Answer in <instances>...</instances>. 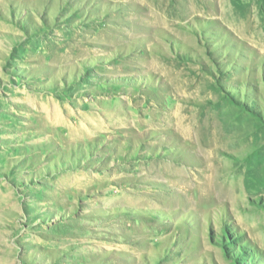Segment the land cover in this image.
<instances>
[{"label":"rangeland","instance_id":"rangeland-1","mask_svg":"<svg viewBox=\"0 0 264 264\" xmlns=\"http://www.w3.org/2000/svg\"><path fill=\"white\" fill-rule=\"evenodd\" d=\"M261 170L264 0H0V264H264Z\"/></svg>","mask_w":264,"mask_h":264},{"label":"bare ground","instance_id":"bare-ground-1","mask_svg":"<svg viewBox=\"0 0 264 264\" xmlns=\"http://www.w3.org/2000/svg\"><path fill=\"white\" fill-rule=\"evenodd\" d=\"M229 2H230V5H231L234 2V0H229ZM236 2L237 1H235V3ZM232 6H234V5H232ZM234 8H235V6H234ZM234 8H232V9H234ZM237 8H239V7H237ZM240 9H239V11H240ZM184 122L186 123V121H184ZM182 123H183V121H182ZM185 129L188 131L187 127H185L184 130ZM195 154L197 155V157L198 156L200 157V155H201L200 152L197 151V149L195 151ZM205 156L206 157L208 156L207 158H205V160H206V163H207L206 164L207 165V169L209 170V174L207 173V175L206 174L202 175L204 177V179H205V180H203L205 182V186H207V187L208 186L209 187L212 186V189H213L214 187L215 188L216 187L219 188L222 185V187H224L223 190H225L226 189L225 187L228 186V184L233 183V181L235 179H237V177L241 178L238 175H231V174L228 175V174H225L224 168L226 166H229L230 163L229 162H225L221 158H219V154H217L215 151H214V153L212 155L210 154V155H205ZM185 171L187 173H190L189 170H185ZM262 171L263 170H261L259 172V173H261L260 176L263 175ZM245 172H246V174H248L251 171L248 168H246L245 171H242L243 176H245ZM210 177L212 179H209ZM206 178H208V179H206ZM178 179L181 180V181H183V182H186V183H188V182H190L192 180V178L190 177V175L189 176H185V177L184 176H179ZM215 180H216V182H214ZM241 180H243V179L241 178ZM245 181H247V178H244V180H243V183H242L243 189L245 190V188H246V190L245 191L243 190L242 193H245V192L247 193V187H249L248 183L247 182L245 183ZM236 193H237L236 189L229 192V194H230V196L232 198L235 197ZM226 194H227V192H226ZM235 198L237 199V198H240V197H235Z\"/></svg>","mask_w":264,"mask_h":264}]
</instances>
